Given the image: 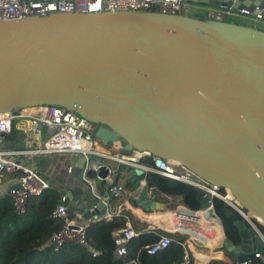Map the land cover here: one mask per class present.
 I'll use <instances>...</instances> for the list:
<instances>
[{"label":"water","instance_id":"1","mask_svg":"<svg viewBox=\"0 0 264 264\" xmlns=\"http://www.w3.org/2000/svg\"><path fill=\"white\" fill-rule=\"evenodd\" d=\"M182 1L246 10L264 22V0ZM38 106L76 113L104 144L119 141L124 152L180 163L227 189L264 227V30L145 12L52 13L0 22V114ZM40 130L43 141L53 133ZM39 173H51L49 183L66 195L67 211L83 219L105 212L98 186L121 179L135 185L145 177L138 168L81 155L42 159ZM196 200L201 208L208 205L201 191ZM135 206L170 208L148 195ZM228 217L239 241L225 236L222 249L235 262L264 250L235 214Z\"/></svg>","mask_w":264,"mask_h":264},{"label":"built area","instance_id":"2","mask_svg":"<svg viewBox=\"0 0 264 264\" xmlns=\"http://www.w3.org/2000/svg\"><path fill=\"white\" fill-rule=\"evenodd\" d=\"M193 7L182 0H0V22H10L26 17H44L52 13L145 12L188 15L187 13ZM205 10L208 13L207 18L216 21H224L226 16H232L236 12L248 16L246 10H232L223 7L205 8ZM22 120L29 122L28 132L31 136L41 135L40 127L51 129L53 133L34 148L3 149L1 145L4 137L11 133L16 121ZM93 132V125L87 123L85 119L72 111L56 106H38L0 114V189L2 179L9 182V189L12 186H18L17 189L7 193L16 214H25L30 198L39 197L44 191L53 188L49 183V180L52 179L51 173L44 177L39 173V170L42 159H51L55 155L68 157L81 155L86 160L88 157H97L118 165H129L142 170L144 174H155L167 181L185 184L196 192H203L204 196L208 197L206 202L208 205L205 208H201L199 205L197 210H192L178 196L164 194L162 197L164 203H169L170 208L154 210L172 213L171 230H163L160 227H153L155 225L145 226L138 223L135 213L136 210L142 209L134 205L129 212L125 207H122L119 211L111 213L109 197L98 195L96 197L104 204V214L83 219L82 214L76 211H67L66 195L61 194L59 204L52 211L51 217L60 221L62 226L59 231L50 236L46 244L53 251H59L68 244L89 248L87 231L92 225L112 217H125L127 219L125 227L113 234L118 258H123L126 255L125 245L141 233L133 228L129 219L132 218L143 232L153 233L158 238L145 248L148 255H158L172 244H178L182 248V257L180 261L172 264H194L190 245L200 247L198 250L204 249L207 252L214 251L217 246L220 248L223 246L225 233L220 219L213 213L214 200H220L230 210V213L235 214L248 229H251L264 249V232L261 230L263 224L258 217L245 210L227 189L210 185L178 162L161 159L148 152L135 150L124 152L119 141L104 144L93 136ZM25 157H37L41 160L38 165L36 164L37 166L30 167L21 161ZM48 167L51 171L54 170V165L49 164ZM87 169L88 166L82 173L85 180H87ZM66 176H70L69 171ZM112 185L106 187L107 193L113 196L120 195L122 187L118 184L117 186ZM203 213H208L211 217L209 224L203 223ZM219 232L221 239L218 245L213 246L212 249L209 248V244L216 241ZM90 252L93 256L96 255L91 249ZM253 260L264 264V250L253 251L248 255L246 261L232 262L231 264H253Z\"/></svg>","mask_w":264,"mask_h":264},{"label":"trees","instance_id":"3","mask_svg":"<svg viewBox=\"0 0 264 264\" xmlns=\"http://www.w3.org/2000/svg\"><path fill=\"white\" fill-rule=\"evenodd\" d=\"M3 140L10 145L6 147L11 149H17L22 142L20 133L15 127ZM147 180L150 185H154L163 193L179 196L192 210L199 208L196 200L197 192L193 188L181 183L170 187L167 179L155 174H149ZM61 194L57 189L51 188L39 197L30 198L23 215L15 213L8 196L0 197V264H172L181 260L182 248L178 244H172L158 255H148L145 248L158 238L153 233L143 232L131 218L129 219L133 228L141 233L125 245L126 255L118 258L113 234L125 227L127 220L125 217H112L92 225L87 231L89 248L68 244L59 251H53L46 244L50 236L62 226L60 221L51 217L52 211L59 204ZM139 211L150 217L172 218V213L169 211L158 213ZM213 213L220 219L226 238L235 244L238 243V232L233 221L228 217L230 210L220 200H214ZM202 221L204 224H209L205 221L204 213ZM261 230L264 232L263 227ZM220 237L219 232L216 241H220ZM90 249L96 253L95 256ZM221 258V254L206 259L196 258V263L206 264L212 259ZM253 264L262 263L253 260Z\"/></svg>","mask_w":264,"mask_h":264},{"label":"crops","instance_id":"4","mask_svg":"<svg viewBox=\"0 0 264 264\" xmlns=\"http://www.w3.org/2000/svg\"><path fill=\"white\" fill-rule=\"evenodd\" d=\"M205 8H208V7H206V6H197L196 7L195 6L191 9L189 15L207 18L208 13L205 10ZM196 14H198V15H196ZM224 21H230L233 23L243 24V25H247V26H254L256 28L264 30V22H261V21L259 22V20H255V18L253 16H250V15L246 16V15L240 14L238 12H236L232 16H226ZM14 127L16 130L19 131L20 139L22 141L21 146H18L17 149L34 148L35 146H37L43 142L42 135L35 137V136H31V134L28 132L30 129V124L27 120L16 121ZM6 146L9 147L10 145L7 144L6 142H4V140H3L1 147L5 150H13L11 148H7ZM40 160L41 159L37 158V157H25L21 161L26 163L30 167H35L39 164ZM148 175L149 174H145V177L140 178L138 180V183L135 185L129 181L124 180V179H121L120 182H112V183L110 182L109 185L114 184L117 186V184H118V185H120V187H122L120 189L121 190L120 195L113 196V195L108 194L106 186H98L96 188V193L98 196L101 195L102 191L107 193V197H109V199L111 201V206H110V212L111 213L112 212L114 213L115 211L116 212L119 211L120 209H122V207H125L126 211L129 212L130 209L133 207V205L134 206L137 205V202L139 200H141L144 197V195H149L152 199L164 203L165 201L162 197L165 193L160 191L154 185H150L148 183V180H147ZM9 187H10L9 182H7L6 179H2V186L0 189V197L7 196ZM80 203H81V200H79L77 202V205H79ZM136 214H138V213H136ZM140 216L142 219L145 218L142 215H140ZM131 220H133V219L131 218ZM145 220L150 222V223H153L155 225V226H153V225H149V226H153V227H157V228L160 227L164 230H171L170 228H168L169 226L164 227L160 223H155L156 220L153 221L152 219H147V218H145ZM145 226H148V225H145ZM199 248L200 247H197V246L193 247L192 245H190V252H192V255L194 257V264H198V263H196V258H198V259L205 258L206 259V258H209L210 256H215L217 254L218 255L221 254L222 258L221 259H212L206 264H212V263L231 264L232 262H235L234 259L232 258V256L230 254L226 253L224 251V249L220 248L219 246H217L216 247L217 249H214V251L211 250L210 252H207V253H203L201 250H198ZM195 256H196V258H195Z\"/></svg>","mask_w":264,"mask_h":264},{"label":"bare ground","instance_id":"5","mask_svg":"<svg viewBox=\"0 0 264 264\" xmlns=\"http://www.w3.org/2000/svg\"><path fill=\"white\" fill-rule=\"evenodd\" d=\"M136 211H139V210H136ZM139 212H140V211H139ZM144 212H146V211H144ZM150 212H157V213H158V212H167V211H150ZM147 213H148V212H147ZM140 214H142V213L140 212ZM204 215H205V221L209 223L210 220H211V217L209 216L208 213H204ZM142 216L145 217V218H147V219H152L153 221L156 220V222L162 224V226H164V227L169 226L168 228H170V223H171V221H172V218H170V217H163V216H161V217H150V216H146V215H144V214H142ZM259 221L263 224V221H262L261 219H259ZM147 222H148V221H147ZM148 225H154V224L148 222ZM220 239H221V237H220ZM218 243H219V241H214V242L210 243V244H209V248L212 249L213 246L218 245Z\"/></svg>","mask_w":264,"mask_h":264},{"label":"rangeland","instance_id":"6","mask_svg":"<svg viewBox=\"0 0 264 264\" xmlns=\"http://www.w3.org/2000/svg\"><path fill=\"white\" fill-rule=\"evenodd\" d=\"M188 15L190 14V12H188L187 13ZM196 15H198V14H196ZM110 186H113V185H110ZM137 204H138V202H137ZM136 213H138V214H136ZM136 215H135V217H136V219H137V222L138 223H140V224H144V225H148V222L145 220V218H141V216L140 215H142V214H140V212L138 211H136ZM147 216V215H146ZM133 221H134V223H137L134 219H133ZM155 223H158V222H155ZM162 229V228H161ZM203 253H207V251L206 250H204V249H200Z\"/></svg>","mask_w":264,"mask_h":264}]
</instances>
